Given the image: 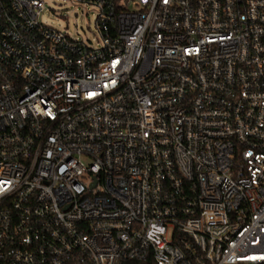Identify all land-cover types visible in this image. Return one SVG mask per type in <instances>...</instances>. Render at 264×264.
<instances>
[{"label":"built area","instance_id":"2783aa9c","mask_svg":"<svg viewBox=\"0 0 264 264\" xmlns=\"http://www.w3.org/2000/svg\"><path fill=\"white\" fill-rule=\"evenodd\" d=\"M77 1L0 0V264H264V0Z\"/></svg>","mask_w":264,"mask_h":264},{"label":"rangeland","instance_id":"374dc122","mask_svg":"<svg viewBox=\"0 0 264 264\" xmlns=\"http://www.w3.org/2000/svg\"><path fill=\"white\" fill-rule=\"evenodd\" d=\"M42 1L45 6L40 17L42 22L66 31L74 39L90 42L92 46L97 45V10L94 6L83 5L77 0Z\"/></svg>","mask_w":264,"mask_h":264}]
</instances>
